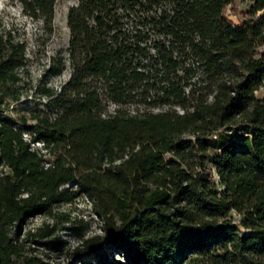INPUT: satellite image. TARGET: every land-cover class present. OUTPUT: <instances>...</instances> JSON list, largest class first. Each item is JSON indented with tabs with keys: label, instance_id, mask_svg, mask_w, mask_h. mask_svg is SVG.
Listing matches in <instances>:
<instances>
[{
	"label": "trees",
	"instance_id": "16d2710c",
	"mask_svg": "<svg viewBox=\"0 0 264 264\" xmlns=\"http://www.w3.org/2000/svg\"><path fill=\"white\" fill-rule=\"evenodd\" d=\"M18 1L52 33L56 0ZM236 1L76 0L70 76L19 124L26 45L0 26V264H35L52 229L20 227L79 196L101 233L78 264H264V0Z\"/></svg>",
	"mask_w": 264,
	"mask_h": 264
},
{
	"label": "rangeland",
	"instance_id": "374dc122",
	"mask_svg": "<svg viewBox=\"0 0 264 264\" xmlns=\"http://www.w3.org/2000/svg\"><path fill=\"white\" fill-rule=\"evenodd\" d=\"M76 0H56L54 5L53 31L47 33L39 19L29 16L18 0H0V26L10 29L12 34L26 45V69L21 73L19 82L21 98L11 102L8 114L19 124L21 117H28L31 111L44 110L47 97L41 93L43 87L58 90L69 78L71 70L68 65L67 46L69 29L67 12ZM225 8L226 16L233 22H239L240 10L246 2L237 0L234 5ZM63 63L60 72L58 68ZM257 97L264 98V88L256 92ZM117 107L108 106L109 110ZM156 111L158 109H151ZM30 122V121H29ZM39 146V144H36ZM169 157V155H167ZM67 218L68 221H64ZM46 223L52 233L44 238L30 237L25 241L29 256L35 257V264H78L73 253L83 239L101 233V220L93 212L90 202L83 196L70 203H63L54 208V216L35 215L20 227V237L27 232H39ZM24 264V263H18Z\"/></svg>",
	"mask_w": 264,
	"mask_h": 264
}]
</instances>
